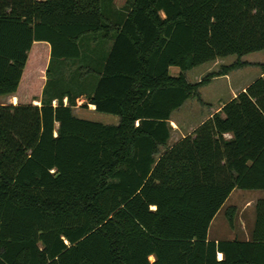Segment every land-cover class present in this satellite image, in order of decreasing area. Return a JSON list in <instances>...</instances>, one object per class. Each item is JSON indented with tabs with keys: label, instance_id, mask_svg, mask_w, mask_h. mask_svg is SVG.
I'll return each instance as SVG.
<instances>
[{
	"label": "trees",
	"instance_id": "16d2710c",
	"mask_svg": "<svg viewBox=\"0 0 264 264\" xmlns=\"http://www.w3.org/2000/svg\"><path fill=\"white\" fill-rule=\"evenodd\" d=\"M108 1L0 0V97H18L0 103V264H264V198L249 238L209 237L234 189L264 190V64L169 144L172 112L264 49V0ZM81 97L119 123L77 115Z\"/></svg>",
	"mask_w": 264,
	"mask_h": 264
},
{
	"label": "rangeland",
	"instance_id": "374dc122",
	"mask_svg": "<svg viewBox=\"0 0 264 264\" xmlns=\"http://www.w3.org/2000/svg\"><path fill=\"white\" fill-rule=\"evenodd\" d=\"M126 0H116L118 7H122ZM109 1L105 0V7H109ZM83 57L81 64L87 67H98L101 63V58L105 56L107 50H105V40L101 37L95 38L93 34L84 37L82 40ZM237 54H230L227 56H220L216 60L205 62L192 69L186 71V75L189 81L196 82L198 78H202L208 72L217 70L222 64H229L237 60ZM242 60L250 62L242 68L233 70L234 78L238 75L244 74L243 79H252L262 70V64H264V49L247 53L241 57ZM180 72L178 66L171 67V73L176 75ZM243 80V81H244ZM225 87L222 91H228V81L226 79H220L213 82L208 89H217V87ZM214 88V89H213ZM17 96V95H16ZM18 99V97H17ZM193 101H197V98H192ZM0 103H14L11 95L1 96ZM77 105H80V109L77 111L80 117L101 121L103 123H119V116L102 112L98 110L91 111L88 109L89 105H86V99L81 97L77 101ZM77 107V106H76ZM96 108V107H95ZM203 110L206 107H202ZM117 118V119H115ZM174 138V137H173ZM163 149V147H162ZM260 198H264V190L261 189H240L233 190L231 195L225 201L222 208L212 221L209 234L211 237L220 238H247L250 237V233L254 224L256 214V203ZM230 207H234V224L231 225L227 216V210Z\"/></svg>",
	"mask_w": 264,
	"mask_h": 264
},
{
	"label": "crops",
	"instance_id": "0c3cea01",
	"mask_svg": "<svg viewBox=\"0 0 264 264\" xmlns=\"http://www.w3.org/2000/svg\"><path fill=\"white\" fill-rule=\"evenodd\" d=\"M233 72L234 71L230 72L227 75L217 76L213 78L209 84L201 87V96H202L203 102L199 100L192 102L191 100L192 98H189L184 102L183 105H181L179 108L175 109L172 112L171 124L173 128H172L171 138L169 139L170 145H172L173 143H175L182 137L186 136L187 134L191 133L196 127H198L206 119L211 117L215 112L221 110L227 101L235 97L241 90H244L254 79L263 75V69H262L252 79L244 80L243 79L244 74L238 75L234 78ZM41 74L44 75V72H41ZM200 79L201 78H198V80ZM220 79H226L228 81V86H226L228 91L227 90L222 91V89L225 88L223 86L222 87L218 86L217 89L213 88L214 90L207 88L213 82L219 81ZM13 96H16V95H11V97ZM15 103H18V99L17 101H15ZM34 103L41 104L40 98L36 99ZM76 106L74 107V111L78 115L77 111L81 107L80 105H76ZM95 107H96L95 104L90 103L88 109H90L91 111H94L96 110ZM202 107H206V109L203 110ZM209 237L214 238V239H220V237H211L210 234H209ZM218 257L222 258L223 253L219 252Z\"/></svg>",
	"mask_w": 264,
	"mask_h": 264
},
{
	"label": "bare ground",
	"instance_id": "6f19581e",
	"mask_svg": "<svg viewBox=\"0 0 264 264\" xmlns=\"http://www.w3.org/2000/svg\"><path fill=\"white\" fill-rule=\"evenodd\" d=\"M36 102H38V101H36Z\"/></svg>",
	"mask_w": 264,
	"mask_h": 264
}]
</instances>
